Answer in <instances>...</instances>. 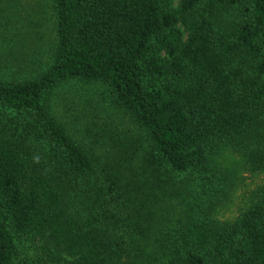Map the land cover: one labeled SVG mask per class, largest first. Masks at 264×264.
<instances>
[{
    "label": "trees",
    "instance_id": "trees-1",
    "mask_svg": "<svg viewBox=\"0 0 264 264\" xmlns=\"http://www.w3.org/2000/svg\"><path fill=\"white\" fill-rule=\"evenodd\" d=\"M22 1L0 0V264L26 241L34 264H264V185L212 215L224 151L264 170V0H30L18 25ZM72 83L110 109L62 116Z\"/></svg>",
    "mask_w": 264,
    "mask_h": 264
},
{
    "label": "rangeland",
    "instance_id": "rangeland-1",
    "mask_svg": "<svg viewBox=\"0 0 264 264\" xmlns=\"http://www.w3.org/2000/svg\"><path fill=\"white\" fill-rule=\"evenodd\" d=\"M177 3V0H174ZM14 8V7H13ZM11 9V13L18 18L22 25L32 13L33 6L30 0H23L20 6H16L15 10ZM22 22V24H21ZM71 88L65 90L75 99L78 106L72 105V101L62 107H59L57 112H60L62 116L72 117L77 119V123H82L96 114V107H103L104 110L109 108V100L106 98L105 89L103 87L91 86V85H78L77 83L69 84ZM81 92H85L87 95H94V99L86 100L85 98H79ZM77 94V95H76ZM105 114V113H104ZM106 115V114H105ZM107 116V115H106ZM121 131H126V127L121 126ZM125 129V130H124ZM138 145V144H137ZM253 167L247 164L246 157L242 153L234 152L230 149L229 152L224 151L222 160L220 162L219 170H223L225 175L227 174V180L231 184V188L226 190V197L222 199V205L217 206L214 209L213 218L219 223L233 222L239 212L243 210L245 205L251 198V194L258 186L264 185V170H255ZM252 169V170H251ZM234 175L239 178V183L234 184ZM39 243L36 241L22 242L20 245V258L22 261H28L30 264H34L32 261L37 260V257L42 255L39 249ZM26 262V263H28Z\"/></svg>",
    "mask_w": 264,
    "mask_h": 264
}]
</instances>
